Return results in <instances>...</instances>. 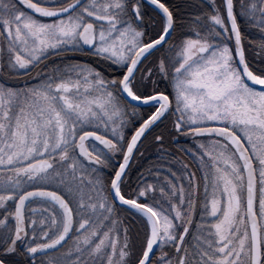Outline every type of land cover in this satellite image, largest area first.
<instances>
[{
	"label": "snow or ice",
	"instance_id": "snow-or-ice-1",
	"mask_svg": "<svg viewBox=\"0 0 264 264\" xmlns=\"http://www.w3.org/2000/svg\"><path fill=\"white\" fill-rule=\"evenodd\" d=\"M0 264H264V0H0Z\"/></svg>",
	"mask_w": 264,
	"mask_h": 264
},
{
	"label": "trees",
	"instance_id": "trees-1",
	"mask_svg": "<svg viewBox=\"0 0 264 264\" xmlns=\"http://www.w3.org/2000/svg\"><path fill=\"white\" fill-rule=\"evenodd\" d=\"M252 55H254V54H252ZM152 149L153 148L150 146V142L143 143V147H142L141 150L144 152V156L139 158V165L140 166H142V167L145 166V161L148 160L147 158L150 156V151H152ZM138 171H140V167L134 168L133 175H135V173L138 172Z\"/></svg>",
	"mask_w": 264,
	"mask_h": 264
},
{
	"label": "flooded vegetation",
	"instance_id": "flooded-vegetation-1",
	"mask_svg": "<svg viewBox=\"0 0 264 264\" xmlns=\"http://www.w3.org/2000/svg\"><path fill=\"white\" fill-rule=\"evenodd\" d=\"M176 2L177 3H180L181 2V0H176ZM253 35H255V33H253ZM80 59L81 60H84V58L83 57H80ZM151 141V137H149V139L148 140H146V141H144V143H148V142H150ZM179 143H181V144H184V143H186L184 140H181ZM153 150H155V149H153ZM149 158V159H148ZM147 159V161H145V166L146 167H148L150 164H151V162H153L155 159H156V154L155 153H152V155L150 156V157H148ZM148 165V166H147ZM143 170V167L141 166L140 167V171H142Z\"/></svg>",
	"mask_w": 264,
	"mask_h": 264
},
{
	"label": "rangeland",
	"instance_id": "rangeland-1",
	"mask_svg": "<svg viewBox=\"0 0 264 264\" xmlns=\"http://www.w3.org/2000/svg\"><path fill=\"white\" fill-rule=\"evenodd\" d=\"M142 147H143V144L141 145V149H142ZM153 149H154V148H153ZM153 149H152V151H150V156L152 155V153H155V150H153ZM150 156H149V157H150ZM148 159H149V158H148ZM146 161H147V160H146ZM143 168L145 169V168H147V167L144 166Z\"/></svg>",
	"mask_w": 264,
	"mask_h": 264
}]
</instances>
